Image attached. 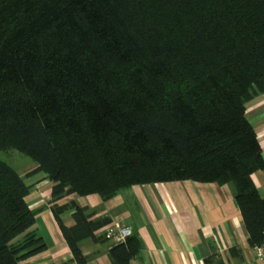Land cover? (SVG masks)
I'll use <instances>...</instances> for the list:
<instances>
[{
    "label": "trees",
    "instance_id": "16d2710c",
    "mask_svg": "<svg viewBox=\"0 0 264 264\" xmlns=\"http://www.w3.org/2000/svg\"><path fill=\"white\" fill-rule=\"evenodd\" d=\"M263 94L264 0H0V153L36 165L21 176L0 160V264L46 250L25 201L39 174L76 264L110 219L62 199L174 181L231 183L247 244L264 246V160L245 116ZM108 257L140 261L137 236Z\"/></svg>",
    "mask_w": 264,
    "mask_h": 264
},
{
    "label": "crops",
    "instance_id": "0c3cea01",
    "mask_svg": "<svg viewBox=\"0 0 264 264\" xmlns=\"http://www.w3.org/2000/svg\"><path fill=\"white\" fill-rule=\"evenodd\" d=\"M245 116L253 122L264 160V94L246 105ZM40 177L28 183L32 187L25 201L36 212L30 230L42 238L46 250L21 264H76L50 211L51 183ZM252 181L264 198V171L254 173ZM67 202L87 208L93 213L90 220L110 219V224L95 232V237H103L114 220L129 227L139 240L141 252V260L130 264H205L213 252L220 264H249L255 260L231 183L174 181L138 185L119 191L108 201L97 195H71L59 204ZM71 214L68 211L61 215L67 226L74 224ZM103 239L79 243L82 254L88 258L87 264H111L108 251L115 242ZM231 248L239 249L240 253L232 255Z\"/></svg>",
    "mask_w": 264,
    "mask_h": 264
},
{
    "label": "rangeland",
    "instance_id": "374dc122",
    "mask_svg": "<svg viewBox=\"0 0 264 264\" xmlns=\"http://www.w3.org/2000/svg\"><path fill=\"white\" fill-rule=\"evenodd\" d=\"M253 121V120H250ZM253 123V122H251ZM0 160L7 163L11 166L15 171H17L21 176H24L26 172L34 169L36 167L35 163L28 157L19 153L16 150H10L7 152L0 153ZM42 175H33L28 178H24L25 182L30 183L31 180L38 179Z\"/></svg>",
    "mask_w": 264,
    "mask_h": 264
},
{
    "label": "built area",
    "instance_id": "2783aa9c",
    "mask_svg": "<svg viewBox=\"0 0 264 264\" xmlns=\"http://www.w3.org/2000/svg\"><path fill=\"white\" fill-rule=\"evenodd\" d=\"M131 235V229L129 227L121 225V222L117 220H114L111 223V228L107 229L104 233L105 238L111 239L115 243H121ZM253 255L255 260L249 264H264V246L254 247Z\"/></svg>",
    "mask_w": 264,
    "mask_h": 264
}]
</instances>
